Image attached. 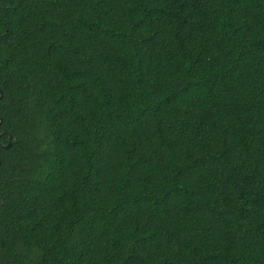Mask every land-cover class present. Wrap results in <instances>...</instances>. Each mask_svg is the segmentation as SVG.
<instances>
[{"label": "trees", "instance_id": "16d2710c", "mask_svg": "<svg viewBox=\"0 0 264 264\" xmlns=\"http://www.w3.org/2000/svg\"><path fill=\"white\" fill-rule=\"evenodd\" d=\"M0 91V264H264V0H0Z\"/></svg>", "mask_w": 264, "mask_h": 264}, {"label": "water", "instance_id": "95a60500", "mask_svg": "<svg viewBox=\"0 0 264 264\" xmlns=\"http://www.w3.org/2000/svg\"><path fill=\"white\" fill-rule=\"evenodd\" d=\"M0 96H2V92L0 91ZM0 122H1V119H0ZM10 145V140H8V143L6 146H9Z\"/></svg>", "mask_w": 264, "mask_h": 264}]
</instances>
